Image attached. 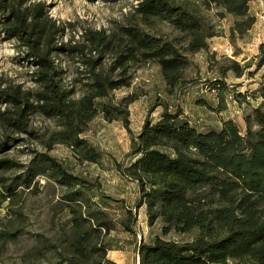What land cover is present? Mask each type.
<instances>
[{"label":"trees","instance_id":"16d2710c","mask_svg":"<svg viewBox=\"0 0 264 264\" xmlns=\"http://www.w3.org/2000/svg\"><path fill=\"white\" fill-rule=\"evenodd\" d=\"M198 1L220 17L234 16L240 33L255 23L251 0ZM162 21L181 38L149 31ZM66 28L45 0H0V34L31 67L32 81L28 87L0 86V205L6 203L9 213L7 223L0 221V244L22 233V194H37L44 177L63 188L57 204L67 214L59 237L51 240L56 258L48 264H118L108 256L114 220L91 194L94 183L51 154L56 144H64L80 161L97 162L101 154L84 133L101 114L120 120L131 133L129 161L117 169L137 182L139 197L117 222L134 233L135 209L144 205L149 225H160L162 235L136 247L138 264H264V100L245 113L243 128L228 118L207 130L192 124L181 106L157 102L161 115L146 118L133 133L129 105L137 96L127 94L118 102L110 97L111 91L129 87L135 69L151 61L160 67L169 93L185 88L189 55L208 49L215 25L188 1L137 0L127 21L113 30L83 28L78 38L62 40ZM62 60L74 68L67 70ZM230 61L219 68L224 76L232 70L240 77L251 66ZM254 67L262 70L256 91L264 99V42ZM214 85L222 111L228 84L221 78ZM234 95L242 102L248 93ZM34 116L51 120V127L35 128ZM20 145L29 151L26 161L10 156ZM170 232L192 237L166 239Z\"/></svg>","mask_w":264,"mask_h":264},{"label":"rangeland","instance_id":"374dc122","mask_svg":"<svg viewBox=\"0 0 264 264\" xmlns=\"http://www.w3.org/2000/svg\"><path fill=\"white\" fill-rule=\"evenodd\" d=\"M182 1V0H176ZM188 1L197 6L209 22L215 25L216 35L209 39L208 49L189 55V65L185 70L190 80L183 89L173 93L166 90L160 67L151 61L135 69L129 87L110 92L114 102H118L127 94H135L137 98L130 103V129L138 133L146 118L156 120L162 113V105L157 102L166 101L171 109L176 105L183 108L192 124L201 130L218 129L223 119L233 118L244 127V115L262 99L256 91L261 81L262 70L255 71L254 56L258 47L264 42V1L251 0L250 14L255 16L251 28L240 33L235 24L236 18L230 14L218 15L215 8H206L198 0ZM53 18L67 26L62 40L73 35L78 38L83 28L113 30L120 23L127 21L128 14L137 0H45ZM69 23L71 25H69ZM151 33L165 38L180 37V33L168 22H159L150 28ZM184 41H181V43ZM179 43V42H177ZM233 48V55L224 54L225 46ZM236 60L241 65H251L245 73L237 77L232 70L224 75L220 67L230 66ZM62 65L71 70L72 63L62 60ZM30 66L17 55L11 40L0 34V86L6 82L20 83L24 87L32 84ZM228 84L225 93V108L218 111L221 104L218 90L214 84L220 79ZM230 90V92H229ZM235 92L248 93L244 101L235 99ZM255 93L256 96H253ZM77 93L76 96H78ZM31 124L40 130L51 127L52 121L34 116ZM1 133V128H0ZM87 141L101 154L97 162L80 161L71 148L64 144H56L51 154L63 162L76 175L85 177L94 183L91 194L95 200L107 209L109 217L114 220L107 242L110 246L108 256L118 264H138L136 247L141 241H150L155 235H162L159 223L149 225L145 206L135 209L137 221L134 233L123 230L117 222L126 205L135 206L139 197L136 181L122 175L117 164L129 161L128 152L131 144V133L120 120L108 121L97 115L84 133ZM40 149L35 143L31 145ZM26 145L15 146L10 156L21 161L29 158ZM37 194L25 192L20 204L23 207L22 233L6 244H0V264H48L53 263L56 252L53 241L65 226L67 214L62 205L57 204L63 188L58 184L48 183L44 177L39 178ZM102 194L104 199H101ZM57 204V205H56ZM6 203L0 205V221L7 223ZM1 227V225H0ZM166 239L186 240L191 234L170 232L163 235Z\"/></svg>","mask_w":264,"mask_h":264},{"label":"built area","instance_id":"2783aa9c","mask_svg":"<svg viewBox=\"0 0 264 264\" xmlns=\"http://www.w3.org/2000/svg\"><path fill=\"white\" fill-rule=\"evenodd\" d=\"M223 52H224V54H226L228 56H232L233 53H234L233 48L231 46H229V45L228 46H225L223 48Z\"/></svg>","mask_w":264,"mask_h":264},{"label":"crops","instance_id":"0c3cea01","mask_svg":"<svg viewBox=\"0 0 264 264\" xmlns=\"http://www.w3.org/2000/svg\"><path fill=\"white\" fill-rule=\"evenodd\" d=\"M262 1H264V0H262Z\"/></svg>","mask_w":264,"mask_h":264}]
</instances>
